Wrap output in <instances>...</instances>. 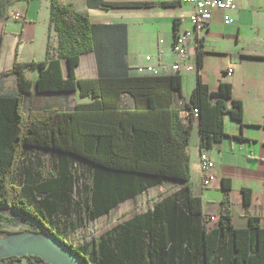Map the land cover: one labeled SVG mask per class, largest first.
Listing matches in <instances>:
<instances>
[{"label": "trees", "instance_id": "1", "mask_svg": "<svg viewBox=\"0 0 264 264\" xmlns=\"http://www.w3.org/2000/svg\"><path fill=\"white\" fill-rule=\"evenodd\" d=\"M8 2L0 0V18ZM86 4L106 10L144 5L112 0H86ZM49 8L50 26L58 38L57 57L51 58L47 50L44 61L14 62L11 73L17 92L0 95V218L10 210L32 218L85 257L49 227L56 213H68L76 182L75 163L88 166L82 194L87 220H96L167 179L186 182L190 177L185 152L190 122L197 121L200 148L209 149L227 136L225 116L241 121L242 104L232 98L229 83L221 82L211 91L197 75L184 107L185 124L172 108L174 94L181 92L180 74L129 75L124 23H90L86 14L57 0H50ZM90 52L98 75L76 77L80 57ZM201 56L198 50V68ZM61 60L66 61V76ZM27 65L37 69L34 85L24 74ZM32 89L38 95L77 93L90 101L77 102L71 110L30 108L25 115L24 98ZM124 94L132 99V108L122 107ZM28 150L51 153L53 170L19 188L14 177ZM227 181L223 180L225 190H229ZM242 194L243 204L248 205L251 191L243 188ZM208 219L200 197L186 189L165 196L153 209L131 216L99 239L100 264H264V228L257 224L258 217H250L245 228H234L227 212H221L212 227ZM23 259L27 264H48L37 257H8L0 259V264H22Z\"/></svg>", "mask_w": 264, "mask_h": 264}, {"label": "crops", "instance_id": "2", "mask_svg": "<svg viewBox=\"0 0 264 264\" xmlns=\"http://www.w3.org/2000/svg\"><path fill=\"white\" fill-rule=\"evenodd\" d=\"M57 1L75 12L86 14L90 23L126 25V64L131 76L140 75L136 72L139 65H159L175 59L170 51L175 30L191 33L193 30L188 21L192 6L178 0H112L144 5L109 10L89 8L86 0ZM236 4L234 11H212L211 22L200 33L197 44L193 46V57L188 60L195 70L181 74V92H176L172 101V108L178 111L186 124L184 107L198 75L211 91H216L221 82L229 83L232 98L241 102V121L225 116L223 124L227 136L206 149L214 162V180L209 186L202 185L203 175L198 159L202 148L197 121L193 120L185 147L189 158V179L184 183L167 179L147 190L176 184L180 188L174 194L186 189L192 196L200 197L203 215L215 217L208 223L214 225L221 212H227L234 228H245L250 217H258L257 224L264 228V0H237ZM49 7L50 0H9L6 4L4 16L0 18V95L17 92L16 78L11 73L14 62L28 64L44 61L47 50L51 58L57 57L58 38L50 26ZM15 12L22 14L23 19L13 18ZM226 17L232 22L224 24ZM159 39L163 40L161 45ZM198 50L202 53L199 68ZM94 64L95 73L92 72ZM81 67L90 68L92 74L86 76L85 72H79ZM61 69L66 76L65 60H61ZM228 70L232 72L229 74ZM74 73L81 78L96 77L98 69L94 54H83ZM24 74L34 82L37 69L27 65ZM78 99L77 93L38 95L32 89L24 98L23 111L26 115L30 108L71 110ZM121 104L123 108L133 107V101L127 94L122 96ZM224 179L228 180L225 184L229 190L223 188ZM243 188L251 191L248 205L243 204ZM129 200L117 204L108 213Z\"/></svg>", "mask_w": 264, "mask_h": 264}, {"label": "rangeland", "instance_id": "3", "mask_svg": "<svg viewBox=\"0 0 264 264\" xmlns=\"http://www.w3.org/2000/svg\"><path fill=\"white\" fill-rule=\"evenodd\" d=\"M95 71L96 66L94 64L92 72L95 73ZM134 71L133 73H136ZM79 72H85L86 76L92 74L90 68L84 69L81 67ZM78 98V102L90 101L89 97ZM53 164L54 157L49 152L25 151L19 161L14 183L19 188H24L33 182H37L42 179V177L49 175L53 170ZM73 170L76 176V182L68 213H56L49 227L52 232L58 235L72 248L78 249L86 257L87 262L91 264H100L96 245L99 239L106 236L111 228L125 222L133 215L153 209L162 198L177 193L180 188L175 184L168 188L159 186L157 188L145 190L139 196L125 202L110 213L96 220L89 221L86 218L84 197L82 194L83 183L88 178L89 169L85 163H75L73 165ZM208 225L211 226L213 223L209 222ZM39 231L40 236H43L45 232H47L42 230ZM28 232H36L32 224L27 221L16 219L11 212L4 211L3 217L0 218V237ZM22 264H27V260L25 261L23 259ZM214 264L219 263L215 262Z\"/></svg>", "mask_w": 264, "mask_h": 264}, {"label": "built area", "instance_id": "4", "mask_svg": "<svg viewBox=\"0 0 264 264\" xmlns=\"http://www.w3.org/2000/svg\"><path fill=\"white\" fill-rule=\"evenodd\" d=\"M180 3H186L192 6V12L188 17V21L192 25V33L188 30L177 29L174 32V39L170 44V51L175 59L159 64V65H139L136 68V72L140 75H169V74H184L190 73L195 70V67L188 60L193 57V46L197 44L200 33L205 31L212 19V11H234L237 7V0H178ZM13 18L22 20V14L15 12L12 15ZM232 20L226 17L223 20L224 24L231 23ZM159 44L163 43L162 39H159ZM232 70H228L230 74ZM194 115H197V109L193 110ZM187 116V112H186ZM185 116V117H186ZM198 159L202 170V185L209 186L213 180L214 175L212 169L214 167L213 160L208 156L206 149H202L199 152ZM215 217L210 216L208 221H214Z\"/></svg>", "mask_w": 264, "mask_h": 264}, {"label": "water", "instance_id": "5", "mask_svg": "<svg viewBox=\"0 0 264 264\" xmlns=\"http://www.w3.org/2000/svg\"><path fill=\"white\" fill-rule=\"evenodd\" d=\"M10 212L39 230L46 231L41 229L32 218L15 211L10 210ZM8 257H37L48 264H89L85 257L75 253L60 239L48 232H45L43 236H40L38 232H28L0 237V259Z\"/></svg>", "mask_w": 264, "mask_h": 264}]
</instances>
